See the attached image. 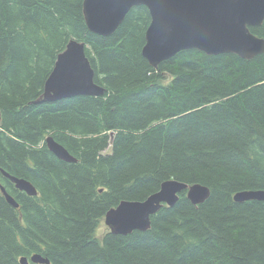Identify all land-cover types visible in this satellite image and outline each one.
Masks as SVG:
<instances>
[{
  "label": "trees",
  "instance_id": "16d2710c",
  "mask_svg": "<svg viewBox=\"0 0 264 264\" xmlns=\"http://www.w3.org/2000/svg\"><path fill=\"white\" fill-rule=\"evenodd\" d=\"M82 1L0 0V186L18 204L0 192V264L34 254L50 264H264V202L233 201L264 192V53L186 50L152 68L141 55L144 6L99 36ZM249 30L264 39V21ZM72 39L104 94L37 102ZM48 136L76 162L57 159ZM171 179L210 196L195 206L182 191L148 231L97 235L110 208Z\"/></svg>",
  "mask_w": 264,
  "mask_h": 264
},
{
  "label": "water",
  "instance_id": "95a60500",
  "mask_svg": "<svg viewBox=\"0 0 264 264\" xmlns=\"http://www.w3.org/2000/svg\"><path fill=\"white\" fill-rule=\"evenodd\" d=\"M136 6H144L150 22L144 33L142 57L152 68L186 50H196L209 56L233 54L251 60L264 53V39L253 35L249 28L264 21V0H83L82 15L88 31L99 36L113 34L126 14ZM85 45L70 40L57 55L53 69L38 99L55 102L77 96L98 97L104 88L94 82V71L85 56ZM47 149L59 160L75 163L72 157L53 138H46ZM14 188L27 196L37 192L30 182L2 171ZM185 191L192 205L204 203L210 196L209 189L200 184L188 185L177 180L161 183L158 191L143 201H121L104 215L103 223L113 235L127 236L133 231L150 229V218L162 207H173L179 194ZM0 192L13 208L18 204L5 189ZM233 201L264 202L263 191H241ZM50 264L39 254L19 259L20 264Z\"/></svg>",
  "mask_w": 264,
  "mask_h": 264
},
{
  "label": "rangeland",
  "instance_id": "374dc122",
  "mask_svg": "<svg viewBox=\"0 0 264 264\" xmlns=\"http://www.w3.org/2000/svg\"><path fill=\"white\" fill-rule=\"evenodd\" d=\"M106 231H108V229L106 228V226L103 224V222H101L99 224V227L97 229V235L98 236H101L103 235Z\"/></svg>",
  "mask_w": 264,
  "mask_h": 264
},
{
  "label": "bare ground",
  "instance_id": "6f19581e",
  "mask_svg": "<svg viewBox=\"0 0 264 264\" xmlns=\"http://www.w3.org/2000/svg\"><path fill=\"white\" fill-rule=\"evenodd\" d=\"M73 40V39H72ZM48 137H50V138H52L51 136H48ZM48 137H46V138H48ZM46 138H45V140H44V142L46 141ZM54 140V139H53ZM55 141V140H54ZM56 142V141H55ZM57 143V142H56ZM45 145H46V143H45ZM143 201V200H142ZM104 224V223H103Z\"/></svg>",
  "mask_w": 264,
  "mask_h": 264
},
{
  "label": "flooded vegetation",
  "instance_id": "af4514ba",
  "mask_svg": "<svg viewBox=\"0 0 264 264\" xmlns=\"http://www.w3.org/2000/svg\"><path fill=\"white\" fill-rule=\"evenodd\" d=\"M29 264V263H28Z\"/></svg>",
  "mask_w": 264,
  "mask_h": 264
}]
</instances>
